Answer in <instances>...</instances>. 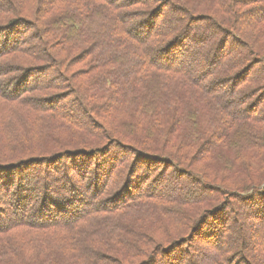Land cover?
Returning <instances> with one entry per match:
<instances>
[{"label":"trees","instance_id":"16d2710c","mask_svg":"<svg viewBox=\"0 0 264 264\" xmlns=\"http://www.w3.org/2000/svg\"><path fill=\"white\" fill-rule=\"evenodd\" d=\"M262 8L264 0H0V128L17 108L36 126L31 139L18 137L29 150L0 156V264H159V256L175 254L172 264H205L193 257L191 241L211 228L214 235L202 237L215 244L209 264H236L237 256L264 264ZM46 71L65 75L84 110L98 109L101 125H82L88 143L40 149L36 114L59 98L36 100L43 86L17 83ZM13 75L10 94L1 83ZM113 146L124 150L122 160L93 163ZM75 148L73 155L68 149ZM0 149H8L3 141ZM127 157L164 169L146 192L151 178L130 171L123 183L132 189L112 197ZM33 166L40 169L28 170ZM170 169L167 175L188 182L157 194ZM75 176L81 183L71 188L82 199L68 190ZM47 209L53 217L39 215ZM159 213L160 231L167 222L174 228L157 238ZM220 213L221 228L242 229L233 249L209 225ZM246 231L257 239L248 243Z\"/></svg>","mask_w":264,"mask_h":264},{"label":"rangeland","instance_id":"374dc122","mask_svg":"<svg viewBox=\"0 0 264 264\" xmlns=\"http://www.w3.org/2000/svg\"><path fill=\"white\" fill-rule=\"evenodd\" d=\"M124 1L125 0H121V2H124ZM262 9L264 10V8H262ZM262 9H261V11H262ZM252 10H254V9H252ZM165 11L168 12L169 8H166ZM254 18L255 17L251 18V20H254ZM28 42H30V41H28ZM229 50L232 54L233 53L234 54H240L241 56H243L242 50L237 49V48L232 49L231 45H230ZM172 51L169 50L168 52L171 53ZM79 69L80 68H73L69 72L74 74L76 71H79ZM16 73L23 76V74H21L19 72H16ZM34 77H35L34 79H30L29 81H27L26 78H24L23 80H21L20 82L17 83V88H21L24 85L25 86L26 85L33 86L34 84H39L40 86H43V87L41 88L40 91L37 92V94L34 95V97H36V100H41V98H43L45 95H47L45 97V99L46 100L48 99L50 101H52L54 98L56 99V97L59 98L58 100L56 99V103L50 104V105H52L50 112L37 113L36 114L37 119L39 121V124L41 125L40 139H38V145H39L40 149H43V148L47 149L48 147H55L56 150H59V149L60 150H66L67 145L74 147V145L76 146L78 143H80V144L88 143L89 141L86 142L87 136L85 135L87 130L88 129L89 130H91V129L96 130L101 125V121L98 118V116L96 115V112L98 109L94 108L93 111L89 110V109L84 110V108H82L81 106L78 105V103L81 102L80 101L81 99L79 97H76L75 94H73V87H72L70 82H66L67 78L65 77V75H63L65 80H63L62 77H61V79H57L53 73L46 71V72H44V74L42 76H39L36 74ZM12 78H14V75L9 76L7 81L1 83L3 85L2 86L3 90L8 89L10 94H12L13 89L15 88V83L17 82V80H13ZM35 81L36 82L39 81V82L35 83ZM52 84L55 85V88L53 90L45 89V87H49ZM56 88H58V89L56 90ZM49 91H51V92H49ZM19 95H20V93L18 94V96ZM10 96H14V95H10ZM54 96H56V97H54ZM255 98H256V96L249 98L247 100L253 101ZM25 99L27 100L28 96L25 97ZM249 105H251V102L249 103ZM84 111H85V113H84ZM29 113H30V110H29ZM11 114H12V119H10L8 122L5 121L3 123L4 129L0 128V135L2 134V132L6 133L0 141H3V143L6 144V146L8 148L5 150L0 149V156L8 155V154L17 155V153L18 154L22 153V152L24 153L25 151L29 150L30 145L27 144V147L24 148L23 145L26 143L21 142V140L18 137H20V136L22 137L25 134H28L30 139H31L30 130L33 133L34 132L33 128L36 127V126H31L32 125L31 119L29 120V118L28 119L25 118V116H28L27 110H23L22 108H17V109H14ZM55 116H57V117H55ZM85 121L87 123H90L91 128L87 127L88 129H85L83 127V126H85L84 125ZM67 122L71 123V125L66 127ZM62 125H64L63 126L64 128H60V127H62ZM58 126H60V127H58ZM50 131H52V132H50ZM49 136L51 137V139L49 141L45 142V140H46L45 138H47ZM116 147L117 146H113L111 149H109V150H111V154L109 156H107L106 158L96 157L94 159L93 163H95V164L98 163V166H99L101 164V162L103 165L104 161L113 162L115 159L117 160L118 158H119V160H122V155H124L125 152H124V150L122 151ZM77 149L78 148L68 149V150L72 151L73 155H75V152L77 151ZM48 159L53 160V159H55V157H49ZM73 161H76V159L73 158ZM79 161H80L79 165L82 167L81 169L87 170L86 168L88 167V163L86 161H90V160L85 156V158L80 157ZM126 161H127L126 165L128 167L127 172L125 173V171H124V175L122 176L121 184L116 189H114V191L112 192V197L117 196V194H115V193L118 192L119 190L123 189L124 187H127L128 189L130 188L129 187L130 182L125 181L123 183V180L129 175L130 171H132V170L134 171V173H135V171H137V175L140 176L142 181H146L147 180L146 178H149V179L151 178L150 182H147L146 184H144L146 186L143 187L144 188L143 192H146V190H149V191L153 190V188L155 187L154 184L157 182L156 180L159 178V177H157V174L162 172L164 167L161 166L160 164L150 165L151 163L146 162V161H145L146 163L144 162V163L140 164L137 162L136 158L131 159V157H127L125 159V162ZM134 163H138L137 168H136V166L134 167ZM213 164H215V163H213ZM94 166L92 168H94ZM37 168L38 169L41 168L42 170H45V172H46V170L48 171L51 167L48 166L47 162H44L43 164L41 163L40 168L33 166L32 168H30L28 170L37 171ZM26 172H28V171H26ZM169 172H171V169L168 172H166V175L169 174ZM27 176H28V174H26L25 178H27ZM115 179H116V177H115ZM86 181H85V183H83L84 185H86V183H87ZM142 181H141V184H143ZM101 182H102V180H101ZM187 182H188V180L185 177L177 178L176 180H174L172 175H167L166 180L163 183V185L160 187V189L156 188V190L158 191L157 194L165 193L166 189H168V191L172 192V193H174L176 191L179 192L182 189V185L186 184ZM76 183L78 185H80L81 182H79V180L76 176L72 177L68 181V188H69L68 190L73 193L72 198L79 199V198H81L79 196V195H81V194H79V191H76L77 189H74L75 187L71 188V184L77 185ZM130 189H132V188H130ZM133 192H134L133 194H135V191H133ZM72 193H70V194H72ZM96 193L97 192H95V194ZM131 193H132V191H131ZM90 196H91V193H88V197H90ZM94 198L96 199V200L94 199V201H97L99 199L97 197H94ZM32 204H36L35 201L32 202ZM241 205H243V204L240 203L239 206H241ZM244 205L249 209L252 208V205H250V206L248 204H244ZM259 206H261L260 203L256 206V208ZM5 207L8 208L9 205H5ZM6 210H9V209H6ZM227 212H229V210H227ZM7 213H9V212H7ZM45 213L48 214L47 217L50 218V217H53L52 214L55 212L47 209L46 211H43L39 215H45ZM60 213H61L60 211L57 212V214H60ZM156 215H158L159 218L156 221V223L153 222V225H154L153 227H158V230L156 232L153 229L154 234L153 235L149 234V235L158 238V237L163 236L161 233L165 229H173L174 227L171 226L170 223L167 222L166 225L168 227H166L160 231L159 227L160 228L164 227L161 225L159 226V221L162 220L163 217L160 215V213L156 214ZM37 217H39V216H37ZM209 225H212L214 229L218 226L219 233H221V231H222L223 236H226L225 240L227 241V243H229L231 245L230 248L231 249L234 248L235 241L237 239H239L240 232L242 231V229H240V228L238 229L237 226H235V229H234V225L229 223V225H231V227L233 228V232L235 231V233H238V234L234 235V234H231V232L230 233L228 232V229H230V231H231V228L229 225L221 228V213L218 214V219L212 220ZM150 226H152V224H150ZM84 228L87 229L86 227H84ZM131 229L134 230L136 228L132 227ZM145 230H146V228H145ZM243 230H244V228H243ZM212 231H213L212 228L208 231L202 230V232L200 231L201 233H198V238H195L193 241H191V245H192V251L191 252L194 255L193 257H195V259L197 261H202V260L205 261V264H209V262H208L209 259H211V260L213 259V253L215 254V252H212V251L214 250L215 244L211 243V240H206V239L203 242L202 237L204 236L205 238L208 239L210 234L214 235V233ZM148 232H150V231H148ZM246 235H249L248 236V240H249L248 243H252L253 240L257 239V237H258L256 233H249L248 231H246ZM140 238H141V234H136V239H140ZM37 247H39V246H37ZM177 255L178 254L173 255V258H175ZM173 258L171 256V258L167 257V258L162 260V257L159 256L157 260L160 261L159 264H172ZM236 259H238L236 264H245V263H243V260L241 259L240 256H237Z\"/></svg>","mask_w":264,"mask_h":264}]
</instances>
